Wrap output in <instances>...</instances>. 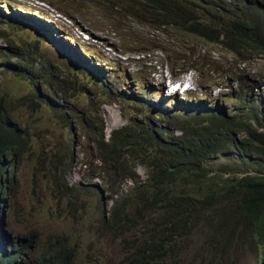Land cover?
Listing matches in <instances>:
<instances>
[{
    "label": "trees",
    "instance_id": "16d2710c",
    "mask_svg": "<svg viewBox=\"0 0 264 264\" xmlns=\"http://www.w3.org/2000/svg\"><path fill=\"white\" fill-rule=\"evenodd\" d=\"M108 1L115 15L124 10L155 30L172 27L192 34L242 63L256 57L264 61V0ZM9 59L21 61L11 64ZM1 60L3 68L18 74L30 89L19 96L21 105H27L20 113L11 108L7 90L0 92V210L9 196V173L22 158L38 160L33 188L40 181L35 174L39 165L42 170L50 167L45 182L54 186L55 199L69 204L57 210V217L70 219L72 225L63 238L54 239V254L45 264H65L75 260L77 249L97 252V244L107 246L109 240L121 247L123 256L102 264H243V256L251 254L257 264H264V94L253 93L259 82L245 85L238 76L237 92L229 93L225 102L233 112L219 117L166 112L150 118L138 107L129 109L136 115H128V123L105 143L99 108L108 97L93 89L94 99H88L79 95L85 94L79 83L73 89L62 79L55 83L46 65L37 67L16 52L15 40H7V49L0 50ZM50 96L60 104L48 106ZM44 105L55 119L57 142L44 138L48 129L37 127L34 134L41 146H35L27 125L40 120L24 115L33 116ZM71 129H81L79 139L88 143L81 147L87 170L82 187L65 184L73 161L68 150ZM91 147L93 153L87 156ZM219 155L232 164H208ZM251 158L263 163L254 165ZM236 163L239 167L233 168ZM250 167L254 174L246 170ZM137 168L144 169V179ZM93 180L99 184H90ZM128 182L132 184L127 187ZM100 195L112 206L98 218ZM32 215L30 210L24 213L27 219ZM36 238L34 233L16 234L5 243L10 252L0 250V264H23V252Z\"/></svg>",
    "mask_w": 264,
    "mask_h": 264
},
{
    "label": "rangeland",
    "instance_id": "374dc122",
    "mask_svg": "<svg viewBox=\"0 0 264 264\" xmlns=\"http://www.w3.org/2000/svg\"><path fill=\"white\" fill-rule=\"evenodd\" d=\"M36 1L0 0V7L8 5L11 10L10 15L17 16L20 20L33 24V26H43V23L49 24L47 30L51 32L55 30L56 39L63 40L67 49V60L60 58L62 56L53 49L51 45L52 38L48 33L38 34L13 24L4 25L0 23V50L7 49V40H15L16 52L25 55V58L27 57L30 63H34L35 66L52 62L61 64L63 61L65 64H69L73 62L72 55H75L80 60L81 52L88 49L90 54H94L92 55L94 64L102 65V63H97L96 60H100L98 58H107L112 65L118 67L123 73H129L133 79V81H130L133 85H125L124 87L129 91H135L136 88L147 84L145 77L148 74L151 76L149 80L155 81L152 85H164V80H168L171 77V69H173L172 76L177 77L178 81L182 82L184 76L179 72V69L184 70L192 62H198L199 57L201 59L198 63L203 65L200 72L202 76L201 83L206 86V89L214 86L218 81L217 73L212 74V76L210 72H207V70L212 71L211 68H215L224 74L228 84H232L238 76H241L245 85H250L253 81L264 84V61L261 57L242 63L228 51L204 43L192 34L176 31L172 27L155 30L148 25L138 23L124 10L122 15H115L111 12L108 0H44V6L36 4ZM65 14L71 18L72 23L64 18ZM26 15L31 17V19L24 18ZM76 26L78 28H75ZM80 32L83 36L79 34ZM66 33L72 34L74 40L65 39ZM85 33L88 35H85ZM185 49L188 50L187 53H185ZM190 55L193 56L192 59ZM180 57L190 58L191 60L182 64ZM20 61L21 59L8 60L11 64H16ZM88 61H90V57L84 55L81 63H88ZM4 63L6 62L4 61ZM3 65L1 60L0 92L2 89L4 91L7 90L8 95L13 99L11 108H14L17 113L27 111V105H21L23 101L19 99V96H25L30 86L24 80L22 81L18 74L5 70ZM103 68L106 69L107 67L104 66ZM106 72L109 71L106 70ZM160 79H162L161 83ZM74 81V78L70 75L65 78V84L68 88L73 86ZM257 88L258 91H253V93L264 94V86H258ZM226 109L231 112L232 107H227ZM100 110L105 122L106 138L107 134L109 135L112 130L128 123V115L130 117L136 115L133 112H128V109H124L118 102L102 105ZM24 116L40 120L38 125H35V120L30 125H27L32 139L36 142L38 141L39 138L34 133L37 130L36 128L40 127L39 130L48 129V133H44V138L52 144L56 143L55 119L52 116L49 117L48 109L45 105L35 110L33 116H28L27 114ZM22 119L26 120L23 117ZM34 145L41 146L39 142ZM44 150L48 151L49 148L44 147ZM73 150L75 153L73 164L75 163L76 167L72 166L68 182L76 187H82L86 184L87 170L82 165L86 160L82 151L76 149L75 144ZM26 156L27 153H25L24 157ZM229 156L236 157L235 154ZM251 160L254 165L263 163V161L256 158H251ZM225 163L232 164L227 162L223 155L208 161V164L213 167H218ZM36 164H38V160L26 161L22 158L18 162L16 161L15 169L11 171L13 173L10 174V179L8 180L10 195L5 206H1L0 211L1 233L6 232L11 238L16 237V234L26 235L28 233H34L37 236L32 247L29 246L23 252L26 256L23 264H27V262H30V264H45L48 260L47 257L54 254V248L52 249L54 239L63 238L70 225H72L70 219L57 217V210L65 205L64 210H66L69 204H67L66 199H55L52 193L54 186H48L45 182L46 176L50 174V167H45L44 170L39 167V171L35 172V174L40 181L35 188L31 186V178L34 175V166ZM236 167H239L237 163L233 168ZM246 170L250 174L255 173L253 167ZM136 174L141 179L144 178V170L142 168H137ZM90 184H93V182L90 181ZM130 184L132 183L128 182L126 186L128 187ZM23 190H25L24 193ZM100 200H103V198H100ZM100 203L102 204L96 211V216L98 217L111 207V202L105 196L103 202ZM29 210L33 215L27 219L24 213L26 214ZM83 225L87 228L88 223L84 222ZM53 233L54 237L51 238ZM89 236L93 237L91 234ZM81 240L84 242L86 238ZM1 243L9 242L8 239H2ZM105 246L103 243L97 244V252L92 249L81 251V248H79L77 249L79 252L75 260L73 258L69 259L65 264H102L109 260L118 261L122 258L123 251L118 244L109 240V243ZM3 251L9 253L10 248L6 245ZM243 260V264L259 263L258 259L253 257V254L248 255V257L243 256ZM13 264H20V260Z\"/></svg>",
    "mask_w": 264,
    "mask_h": 264
},
{
    "label": "clouds",
    "instance_id": "9594fccd",
    "mask_svg": "<svg viewBox=\"0 0 264 264\" xmlns=\"http://www.w3.org/2000/svg\"><path fill=\"white\" fill-rule=\"evenodd\" d=\"M37 1L40 3H38ZM37 1H36V4L44 6L45 4L44 0H40V1L37 0ZM1 9H5V10H1ZM10 12L11 10L8 8V5H4L0 7V23L4 25L13 24L15 26H18L19 28H25L27 30L36 32L38 34H42L44 32L48 33L52 38L51 45L53 49H55L56 53L62 56L60 58L64 60L68 59L67 54H66L67 49H66V46L64 45L63 40L59 38L56 39V36L54 34V32L56 33L55 30L54 32L47 30V27L49 26V24L43 23V26H33V24H29L28 22H24L20 20L17 16H13L12 14L10 15L9 14ZM66 17L69 19H67ZM24 18H28L29 20L31 19V17L27 15L24 16ZM64 18L72 23L71 18L68 17L66 14ZM24 20H27V19H24ZM75 28H78V27L76 26ZM44 30H47V31H44ZM79 34L83 36L81 32ZM85 35H88V34L85 33ZM65 39L72 40V41L74 40L72 34L70 33H66ZM187 51L188 50L185 49V53H187ZM81 54L82 56L80 60L75 55H72L73 62L69 64H65L64 61L61 62V64H57L54 62L43 64L48 67V72L46 74L49 73L55 83L58 82L60 79L64 80V83H65L66 76L70 75L75 80L71 89H73L79 83L81 88L85 90V94H79V95L86 96L88 99H94L92 90L95 89L94 91L95 93L101 92L103 96L108 97L109 101L106 102V104H109L110 102H118L123 106L124 109H128V110L138 107L141 110H145V112L150 116V118H154L160 113H166V112H169V114L180 113L184 115L186 114L196 115V116L204 117V118L219 117L221 114L227 115L233 112V108L231 109V112L226 109L227 107L229 108L232 106L226 105L225 102H226V97L229 93L237 92V88H238L237 80L234 81L232 84H228V82L226 81L224 77V74H222L220 71L216 70L215 68H211L212 71L207 70V72H210L211 75L214 73H217L218 81L214 86L210 87L209 89H206V86H204L201 83L202 76L200 75V72L203 68V65H199L198 62L201 59L199 57L197 60L198 62H192L184 70L179 69V72L182 73L184 76V79L182 82L178 81L177 77L172 76L173 69H171V77H169L168 80H164V85L162 84L152 85L153 83H155V81L149 80V77L151 76L150 74H148L145 77V82L147 84L142 85L140 88H136L135 91H129L125 89L124 87L125 85L127 86L133 85L130 82V81H133V79L129 73L128 74L123 73L118 67H115L114 65H112L111 62L107 58H98L100 60H96L97 63H102V65L94 64L92 60V55L94 54H90V51L88 49L85 51H82ZM84 55H87L90 57V61H88V63H81ZM190 57L192 59L193 56L190 55ZM191 59L180 57L182 64L186 63L187 61ZM36 66L38 67V65ZM104 66L107 68L106 69L103 68ZM106 70H108L109 72H106ZM46 74H41V76H44ZM116 74L117 76H115ZM161 80L162 79H160V83H161ZM258 86H264V84L259 83V85L255 86L256 87V89H254L255 92L256 90L258 91V88H257ZM31 92L34 93L35 91L31 90ZM43 98L46 99L45 96ZM195 100H199V101L195 102ZM222 103L224 104L221 105ZM59 104L60 103L58 99H55L53 96L49 97L48 106L52 105L56 107ZM106 104H103V105H106ZM172 104L175 106H173ZM99 113L102 118V113H101L100 108H99ZM21 120L23 123L25 122V120L23 119ZM103 125H104L103 141L105 143H108L112 132L121 127L112 130L109 135L107 134V138H106L104 120H103ZM81 131H82L81 129H76V130H72V134H68V144H69L68 150H70L73 155V161L75 159V155H74L75 153L73 150L74 144L76 146V149H80V150L83 144H88L85 141H82L79 139V135L81 134ZM66 143L67 142H65V144ZM92 153H93V149L91 147L90 155ZM87 155L89 156V152L87 153ZM73 161L71 163V166H68L67 176H65V184L68 187L75 186V185L69 184L68 182V176L70 175L72 166L74 168L76 167V164L75 163L73 164ZM44 169L45 167L43 166V170ZM49 171L51 172L52 170L49 169ZM12 173L13 172H10L9 176ZM9 176H8V180L10 179ZM144 178H145V171H144ZM92 182L94 185L99 184L97 180H93ZM8 198L9 196L4 197V199L2 200V205H1L2 207L5 206ZM100 198H103L104 200V195H100ZM100 198L98 197L99 203L103 202V200H100ZM107 199L108 201L111 202V206H112V201L109 198ZM107 212H103L101 216L106 215ZM2 239H8V242L10 244V240L12 238L9 237L6 232L1 233L0 231V250H3V248H6V244L1 243Z\"/></svg>",
    "mask_w": 264,
    "mask_h": 264
}]
</instances>
